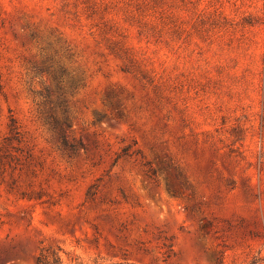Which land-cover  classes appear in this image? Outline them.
I'll list each match as a JSON object with an SVG mask.
<instances>
[{"label":"rangeland","instance_id":"374dc122","mask_svg":"<svg viewBox=\"0 0 264 264\" xmlns=\"http://www.w3.org/2000/svg\"><path fill=\"white\" fill-rule=\"evenodd\" d=\"M120 1L134 62L82 0H0V264H264V0H176L179 35Z\"/></svg>","mask_w":264,"mask_h":264},{"label":"trees","instance_id":"16d2710c","mask_svg":"<svg viewBox=\"0 0 264 264\" xmlns=\"http://www.w3.org/2000/svg\"><path fill=\"white\" fill-rule=\"evenodd\" d=\"M176 0H121L123 4L121 8L125 12L127 19L133 20L141 30L154 35H179L185 30L178 24L173 12H171L172 4ZM82 5L88 13V18L93 19L97 17L99 23L96 25L101 35L106 40L114 45L113 51L117 52L122 57H125L129 62H134V59L129 55L128 48L119 32V27L116 23L115 16L112 10L118 4V0H82ZM114 6V7H112ZM207 19L204 14L198 16V20L192 26V29L198 26L205 25ZM51 124L52 129L58 134L60 138L61 123L59 119H54L52 116L47 118ZM66 122L68 121L65 119ZM12 127H14L15 120L12 119ZM36 264H65L62 257V249L55 247H45L41 249L36 258ZM69 264H84L78 257H73ZM98 264V263H95ZM126 264V263H117Z\"/></svg>","mask_w":264,"mask_h":264}]
</instances>
